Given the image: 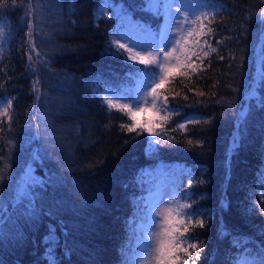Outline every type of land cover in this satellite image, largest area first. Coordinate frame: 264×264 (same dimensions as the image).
I'll return each instance as SVG.
<instances>
[{
  "label": "trees",
  "instance_id": "16d2710c",
  "mask_svg": "<svg viewBox=\"0 0 264 264\" xmlns=\"http://www.w3.org/2000/svg\"><path fill=\"white\" fill-rule=\"evenodd\" d=\"M204 2L217 16L201 39L216 51L202 45L209 55L192 58L198 70L166 86L175 111L157 119L161 142L151 147L148 133L122 130L130 121L98 93L130 79L127 54L110 40L124 19L154 31L150 1L33 0L28 16V0H7L0 97L16 99L11 131L4 123L0 132V264H130L159 181L206 221L185 234L203 242L197 264H255L264 249V0ZM105 3L108 15H98ZM30 21L41 54L33 61Z\"/></svg>",
  "mask_w": 264,
  "mask_h": 264
},
{
  "label": "snow or ice",
  "instance_id": "6c2138e0",
  "mask_svg": "<svg viewBox=\"0 0 264 264\" xmlns=\"http://www.w3.org/2000/svg\"><path fill=\"white\" fill-rule=\"evenodd\" d=\"M12 6H16V0H12ZM105 6H108L107 3L100 7L98 15H108L104 11ZM207 6L204 0H166L164 4L165 13L168 15L169 21L176 20V22L165 26L159 34L158 42L133 41L129 46L127 43H122L121 40H131V37L122 33L112 36L110 47H114L119 55L126 53L127 60L132 61L128 76L133 81L134 87L123 90L105 89L99 95L109 113L119 112L130 121L121 124L122 130L129 133L135 132L137 136L145 132L150 136H157L158 133L154 131V128L159 126L156 123L157 119L166 121L175 111L168 107L169 97L165 94L167 92L166 86L173 83L177 76L188 78V69H191L192 72L198 70L199 66L195 65L192 60L193 57L200 59L201 54L206 57L209 55V51H216L208 44L207 40L202 41L201 39L214 32L210 25L217 16L216 9L211 12L205 11ZM5 7H7V0H0V9ZM27 7V15L34 16L39 5L34 4L33 0H28ZM173 12L176 14L175 16L171 15ZM258 15L264 21V10H261ZM176 16L182 19H176ZM27 27L28 59L33 61L32 53H35L38 59L41 54L34 43L33 22H28ZM169 33L172 34L169 35ZM5 36L4 26L0 24V41ZM202 45H207L209 51H205ZM220 58L223 59V57ZM137 64L144 67L136 68L135 65ZM39 85L38 79L32 84V91L37 94V101L40 98ZM2 87L3 85H0V88ZM15 99V97H0V118H3L0 119V132L3 131L2 125L4 123H7L8 130L11 131L15 115L13 108ZM161 112L169 115L160 117ZM178 128L184 129L185 124H179ZM160 142V139L152 141L155 144ZM8 143L10 149L14 147L12 141H8ZM233 143L236 144L235 139ZM4 179L5 177L0 171V182ZM189 186L191 187V185ZM161 203L162 201H157L153 205L151 213L152 216L159 219H153L149 222V228L142 237L138 238L134 254L127 259L130 264H189V260H191V264H197L203 242L199 244L188 243L189 238L185 234L189 231V226L203 228L206 226V221L204 219L193 221L192 217L196 213L186 211L192 207L190 204H181L176 199L169 200L165 207H160ZM259 203L264 204V195H262ZM226 206V204H222V208ZM260 214L264 215V207L260 208ZM49 239H51V234ZM234 243L236 246H241L239 239L235 240ZM253 259L255 264H264V249L258 251ZM49 264H57L54 256L50 259ZM235 264H241V262L237 260ZM244 264H248V261H245Z\"/></svg>",
  "mask_w": 264,
  "mask_h": 264
},
{
  "label": "rangeland",
  "instance_id": "374dc122",
  "mask_svg": "<svg viewBox=\"0 0 264 264\" xmlns=\"http://www.w3.org/2000/svg\"><path fill=\"white\" fill-rule=\"evenodd\" d=\"M149 1L151 3L149 5L156 13L155 15H157L155 18V25L152 28H150V29H154V31L149 30V28H147L146 26L141 27V29H139V25L137 22L135 23L127 22L125 21V19L120 20L119 23H122L124 21L123 22L124 24L122 27V34L126 35L127 37H131V40H121L122 43H127L129 46H131L133 41L143 42V43H152L153 41L158 42L160 39L159 34L163 31L165 26L169 24H175L176 20L169 21L168 15H166L165 13L164 4L166 0H149ZM171 15L175 16L176 14L173 12L171 13ZM176 19H182V18L176 16ZM171 34L172 33H169V35ZM129 62L132 64V61L129 60ZM135 66L136 67L139 66L137 68L144 67L143 65H138V64ZM131 87H134V83L131 79H128V81L126 83H123V85L117 90H123L125 88H131ZM107 89H110V88H107ZM104 91L105 90L98 91V93H103ZM155 139H156L155 136L149 137V140H148L149 146L151 147L156 146L155 143H152V141H154ZM150 155L151 154H149V156ZM26 179L27 178H23L22 181L26 182ZM153 187H154L153 191L148 194L147 200L145 202V208H146V212H145L146 218L145 219L146 220L144 219L145 220L144 223L139 228L141 230L140 237H142L145 231L149 228L150 226L149 222L151 220L159 219L158 217H154L151 215L152 210H153V205H155L157 201H162V203L160 204V207H165L169 200H172V199L178 200V197L175 195L176 186L173 187L167 184V182L165 181L163 182L159 181V182H155ZM241 264H244V262L242 261Z\"/></svg>",
  "mask_w": 264,
  "mask_h": 264
},
{
  "label": "bare ground",
  "instance_id": "6f19581e",
  "mask_svg": "<svg viewBox=\"0 0 264 264\" xmlns=\"http://www.w3.org/2000/svg\"><path fill=\"white\" fill-rule=\"evenodd\" d=\"M249 261V260H248Z\"/></svg>",
  "mask_w": 264,
  "mask_h": 264
}]
</instances>
